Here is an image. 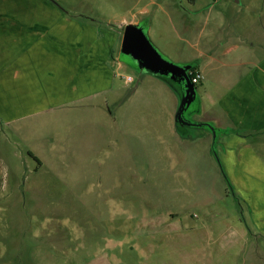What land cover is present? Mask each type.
Returning a JSON list of instances; mask_svg holds the SVG:
<instances>
[{"label": "rangeland", "instance_id": "rangeland-1", "mask_svg": "<svg viewBox=\"0 0 264 264\" xmlns=\"http://www.w3.org/2000/svg\"><path fill=\"white\" fill-rule=\"evenodd\" d=\"M52 1L64 18L86 16L110 31L112 68L126 65L110 92L0 120V264H251L245 252L234 256L236 220L246 210L211 153L215 135L184 125L171 134L178 95L164 93L162 77L137 69L120 49L124 26L146 8L148 39L171 64H196L199 51L235 44L258 64L264 0H197L175 16L192 27L176 23V32L156 6L173 5L166 0ZM222 59L229 66H199L209 81L243 71L242 58ZM199 110L192 101L183 117L194 124ZM250 247L247 240L242 249Z\"/></svg>", "mask_w": 264, "mask_h": 264}, {"label": "crops", "instance_id": "crops-1", "mask_svg": "<svg viewBox=\"0 0 264 264\" xmlns=\"http://www.w3.org/2000/svg\"><path fill=\"white\" fill-rule=\"evenodd\" d=\"M166 1L173 5L167 9L164 5L156 6L163 9L173 30L191 28V22L175 16L195 7L197 0L193 3L185 0L187 7L184 0ZM147 16V9L142 8L135 16L138 18L129 24L148 32L150 22L144 19ZM78 17L64 18L52 0H7L6 7H0L2 122L10 124L36 112L110 92L117 81V72L126 64L117 63L113 69L111 32L101 29L97 21ZM176 23L178 29L174 26ZM153 46L156 47L154 43ZM218 48L221 49L218 53L199 51L198 60H195V72L203 79L195 90L199 115L197 121L191 122L209 126L211 130L200 129L215 133L211 153L230 181L239 207L246 210L247 218L236 220L239 233H235L238 248L234 256L245 252L247 263L264 264V249L260 248L264 245V56L255 64L247 59L252 54L249 49L237 44L218 45ZM229 55L242 58L236 66L244 68L243 71L222 74L215 82L209 81L199 66L206 60L227 66L222 58ZM191 60L183 62L191 64ZM127 78L131 77L126 76L123 84L129 86L133 81L131 78L127 83ZM161 81L164 93L178 95L180 99L181 83L174 87L168 80L161 78ZM167 87L173 93L165 92ZM204 96L207 103L203 102ZM170 123V132L174 134L175 117ZM247 240L251 241V247L243 250ZM220 253L226 255L227 252L220 249Z\"/></svg>", "mask_w": 264, "mask_h": 264}, {"label": "water", "instance_id": "water-1", "mask_svg": "<svg viewBox=\"0 0 264 264\" xmlns=\"http://www.w3.org/2000/svg\"><path fill=\"white\" fill-rule=\"evenodd\" d=\"M142 27L128 24L124 26L120 52L123 56L129 57L135 66L148 74L169 78L174 82L181 83L183 90L180 96V103L175 116L177 125H184L193 128H208L204 124H192L183 117L184 110L195 98V88L188 78L190 66H176L165 60L152 46ZM213 135L215 133L213 132Z\"/></svg>", "mask_w": 264, "mask_h": 264}, {"label": "trees", "instance_id": "trees-1", "mask_svg": "<svg viewBox=\"0 0 264 264\" xmlns=\"http://www.w3.org/2000/svg\"><path fill=\"white\" fill-rule=\"evenodd\" d=\"M191 3H193L194 2V0H189ZM146 28V27H145ZM195 63H191V64H187V66H190V70L188 71V78H189V80H190V82H191V80H192V78L194 77V75H195ZM136 67V66H135ZM137 68V67H136ZM137 69H139V68H137ZM162 79H164V80H168V82L169 83H173L174 81H172V80H170L169 78H164V77H162ZM175 83V82H174ZM178 83V82H177ZM172 85V84H171ZM194 86V88H195V90H196V86L197 85H193ZM195 101H197L198 102V99H197V97H196V99H195ZM214 146H215V143H214ZM214 146H212V149H213V147ZM214 152V151H213ZM215 153V152H214ZM216 160H217V162H218V164H219V166L221 167V165H220V162H219V160L216 158ZM223 172V171H222ZM223 175H224V179H225V182H226V185H227V187H228V189H231V184H230V181L228 180V178L225 176V174L223 173Z\"/></svg>", "mask_w": 264, "mask_h": 264}, {"label": "built area", "instance_id": "built-area-1", "mask_svg": "<svg viewBox=\"0 0 264 264\" xmlns=\"http://www.w3.org/2000/svg\"><path fill=\"white\" fill-rule=\"evenodd\" d=\"M202 79H203L202 75L196 72L194 77L191 80V84L192 85H198L202 81ZM126 82L130 83L131 82V78H127Z\"/></svg>", "mask_w": 264, "mask_h": 264}, {"label": "flooded vegetation", "instance_id": "flooded-vegetation-1", "mask_svg": "<svg viewBox=\"0 0 264 264\" xmlns=\"http://www.w3.org/2000/svg\"><path fill=\"white\" fill-rule=\"evenodd\" d=\"M195 99H196V95H195V98L193 99V102H195Z\"/></svg>", "mask_w": 264, "mask_h": 264}]
</instances>
